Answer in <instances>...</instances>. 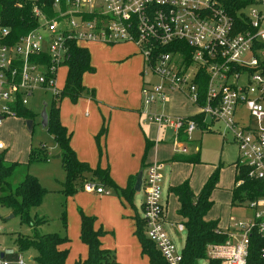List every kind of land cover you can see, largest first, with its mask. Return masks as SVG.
Listing matches in <instances>:
<instances>
[{
    "label": "built area",
    "instance_id": "2783aa9c",
    "mask_svg": "<svg viewBox=\"0 0 264 264\" xmlns=\"http://www.w3.org/2000/svg\"><path fill=\"white\" fill-rule=\"evenodd\" d=\"M254 5L264 7V0H254ZM245 10L249 30L236 32L220 0H53L49 16L34 7L36 27L16 41L10 43L7 29H0V122L15 116L10 105L17 98L27 107L35 90L51 96L59 92L55 75L66 59L68 43H132L142 58L140 76L149 78L139 91L144 119L170 131L176 144L180 132L188 139L195 131L220 124L223 136L229 134L236 146L234 162L245 166L247 178L264 181V48L253 49L256 41L264 44V15L251 7ZM204 73L205 94L199 105L195 81ZM172 93L194 107V114L203 115L202 127L188 116L153 111L151 107L162 105ZM238 109L247 113L245 123H239ZM177 152L185 154L186 149ZM162 168L156 161L145 167L141 220L164 263L180 264V251L162 226ZM83 189L108 193L90 182ZM245 203L251 215L222 232L227 237L223 244L208 247L207 255L219 264H246L250 235L264 237V197ZM17 264H23L20 257Z\"/></svg>",
    "mask_w": 264,
    "mask_h": 264
},
{
    "label": "trees",
    "instance_id": "16d2710c",
    "mask_svg": "<svg viewBox=\"0 0 264 264\" xmlns=\"http://www.w3.org/2000/svg\"><path fill=\"white\" fill-rule=\"evenodd\" d=\"M53 0H0V29H7L8 41L10 43L17 40L29 30L36 27L37 22L32 13L34 7L38 8L45 15L52 14ZM223 9L231 17L234 30L244 32L249 30L248 19L240 11L254 5V0H220ZM264 44L256 41L253 49H262ZM66 67L65 78L61 90L53 95L47 110V124L44 130L52 137L58 149V159L60 167L64 173V180L61 184L60 193L64 197L72 196L77 191L76 182H86L85 174L89 175V181L97 180L103 186L116 192L118 196L131 205V196L134 181L128 183L124 189L117 188L109 179L106 169H90L87 164L76 159L74 152L69 147V133L60 124L58 118V103L62 98H67L74 102L82 96L94 99L92 90H87L81 83L84 73L93 71L89 64V54L85 48L74 43L67 44L66 59L62 63ZM205 73L200 80L195 81L199 91V105L203 104L205 94ZM10 109L15 113V118L22 120H33L34 115L26 106L17 100L10 105ZM199 127L203 124V115L194 114L188 116ZM103 130V129H102ZM204 131H207L205 128ZM177 142L186 141L185 134L180 132L177 135ZM151 146L146 143L145 150ZM0 150V205L10 210L19 222L30 228V235L17 234L14 240L16 251L2 253L0 260L6 264H17L19 255L25 251L32 250L34 255L32 260L36 264H64L67 254L66 249L61 246L66 243L65 236L56 233L39 234L37 227L46 222L45 218L37 214H30L31 209L37 208L45 194V189L38 181L25 173L22 179L15 185L9 182L15 169L23 167L25 170L31 162L47 161L45 146L41 145L37 150L30 149L26 163L8 162L4 159ZM144 156V155H143ZM170 162H182L188 164H199L198 152L193 155H183L174 153ZM233 183L229 189V206H237L258 197H264V181L247 178L244 165L232 164ZM220 168L213 166L209 175L196 194L189 186L188 181L171 186L168 192L174 196L178 204L176 214L182 220L184 239L180 249V264H197L200 260H205L206 264H219L215 259L207 255L208 247L211 245L223 244L226 234L217 227V221H206L204 219L212 206L210 199L211 192L218 183ZM240 183L236 185L237 182ZM64 222V212H62ZM94 218L79 214L78 237L82 244L86 246L87 254L83 260H77L74 264H116L110 251L100 246L99 237L102 234L100 229L93 228ZM139 244L140 254L145 256L148 264H165L153 244L145 236V227L141 218L136 217L135 229L133 232ZM264 237L252 233L249 237L248 253L246 264H264Z\"/></svg>",
    "mask_w": 264,
    "mask_h": 264
},
{
    "label": "crops",
    "instance_id": "0c3cea01",
    "mask_svg": "<svg viewBox=\"0 0 264 264\" xmlns=\"http://www.w3.org/2000/svg\"><path fill=\"white\" fill-rule=\"evenodd\" d=\"M91 44L102 46V48H99V50L97 51H99L101 56L100 61L102 60V56L104 57V63L105 61H107V58L110 54L117 55V52H114L115 49H108L110 46L102 45L99 43ZM86 50L88 51V49ZM88 54L89 64L93 69V71L91 72L93 75L91 76L97 75L99 73L101 76L88 79L87 81L84 78L87 73H84L81 78V83L87 90L93 91L94 99L92 100L86 96H82L76 101L71 102L67 98H62L58 103V118L60 124L66 129V131L70 135L69 147L74 152L76 159L80 162L87 164L88 167L92 170L95 168H99L102 170L106 169L108 177L112 181V183L117 188L124 189L129 182L135 180L137 173L141 172L143 176L145 167L149 164L145 160V156H143L144 154L142 155V149L145 148L146 143H151V146H154L155 148L169 145L168 143H171V132H167L168 136H166L163 141H160V132L162 133L161 130L163 128L157 127L153 123H146V120L144 121V117L140 113L141 101L139 91L143 80H141L140 85L139 64L136 61L137 58H130V53L128 55L124 54L123 60H120L119 65L109 67L111 65V63H109L107 67L101 66L97 70L91 53L88 52ZM137 54L140 58L142 65V58L138 52ZM175 97L180 99L181 106L179 107L180 109H173L172 107L173 115L187 117L193 115L196 112L195 108L189 105L187 101H185V99L177 93H172V95L170 96L171 101H173ZM162 105L158 106L160 107ZM151 108L153 109V111L158 112L156 107ZM241 110L243 109H238L237 112ZM13 118L16 119L15 117H7L1 120L0 127H4L8 122L7 120H11ZM238 121L239 123H245L247 120L242 121L240 117H238ZM16 126L17 128H19L18 123H16ZM210 131H213V129L204 132ZM195 132L201 133V131ZM219 133L221 132L219 131ZM53 146H56L55 143ZM173 154L174 153L171 152L169 159L162 160L160 162L163 164V168L161 171L162 182L160 196V202L163 206L162 226L171 241H173L174 238H179L180 233L183 232V229L181 231H178L176 228L177 225L182 226V220L176 214V210L178 207L176 199L168 192V188L171 187V185H169L170 170L174 165L182 163L170 162V158ZM183 155H186V153ZM200 164L202 163L200 162L199 164L190 165ZM212 168L213 166H211V170ZM208 175L209 174H207V176ZM207 176L205 177V180ZM187 181L189 182V180ZM94 182H97V186L95 187L100 186L103 189H109L115 194V196L112 195V193L96 194L94 192H75L76 194L74 193L72 196L67 197L68 203L70 202L72 204L80 206L79 204H77L78 202L85 204L90 203V201L92 200V217L94 218L93 228L95 230L100 229L104 234L99 237L100 246L108 251L113 250L117 261H121L119 256H121L122 254L123 264H145L144 259L146 261L147 259L145 256L140 254L137 239L134 234L132 235V223L135 224L136 217L141 218V204L143 200V192L141 188L138 192L132 191L131 205H129V207L135 212L132 220V213L122 203L123 199H121L114 190L105 187L97 180L92 179V183ZM61 189L62 186L60 185L58 189L59 193ZM197 192L193 193L196 194ZM136 194H138V213L136 211L135 205L133 204V197ZM168 196H172L175 201V222L167 220L166 217L165 204ZM34 214H37V212L34 211ZM204 219L206 221H210L206 219V215ZM216 221L218 227V220ZM78 225L79 218L76 219L74 217L72 219V229L74 230V232L75 228L76 231L78 230ZM231 228V223L229 222L227 223L225 229H220L218 227L221 232H229ZM47 233L49 232H42L41 234ZM120 239L125 245V251H120ZM135 241L137 243H135ZM65 244L61 246L62 249H66L64 247ZM84 246L81 245L79 247L80 258L75 259V261L83 260L86 258L87 250L85 254ZM13 251L14 250L11 248L8 250V252ZM32 257L33 254H30V264H35V262L32 260ZM64 264H66L65 261Z\"/></svg>",
    "mask_w": 264,
    "mask_h": 264
},
{
    "label": "rangeland",
    "instance_id": "374dc122",
    "mask_svg": "<svg viewBox=\"0 0 264 264\" xmlns=\"http://www.w3.org/2000/svg\"><path fill=\"white\" fill-rule=\"evenodd\" d=\"M254 8L256 11L261 12L264 15V7L252 5L249 8ZM241 13L247 15V11H240ZM80 47H84L88 49V52L91 53L92 58L94 60L95 66L97 70L101 66H106L111 63L109 67H114L119 65L120 60H123L124 54L128 55L132 59H136L139 64V80L141 85V77L140 73L142 71V65L140 58L136 52V48L132 43H123L116 44L110 46L108 49H115L114 52H117V55L110 54L107 58V61H103L104 57L102 56V60L100 61V53L99 48L102 46L94 45L88 42L79 43ZM106 48V47H105ZM103 61V64H102ZM107 62V63H106ZM100 72V71H99ZM66 73V68L64 65H60L56 71L55 76V86L58 91L61 90L62 84L64 82ZM92 73H87L85 75V80L92 79L94 77L101 76L100 73L94 76ZM143 80H149V78L144 76ZM153 82H156L157 79L154 77L151 78ZM172 94L167 96L166 101L162 106H156L158 113L168 117H180L178 115L172 114L173 109H180V99L174 98L171 101ZM52 96L48 91H40L35 90L33 92L32 97L28 100L27 109L31 111L34 115L33 117V125L29 132L26 131L24 120L21 118L7 120V124L4 127H0V144L4 147L1 151L4 159L9 162H18V163H26L28 158V153L30 149L37 150L39 146H45V154L46 158H48V162L46 161H37L31 162L28 167L23 170V167L15 169L9 182L12 185L17 184L25 173H28L30 176L34 177L40 186L45 189V194L42 198L40 205L30 210V214H33L34 211L37 212L39 216H43L46 220L45 223L38 225L37 231L39 234L42 232L56 233L60 236H67L65 248L67 250L66 255V264H74L75 259L79 257V247L84 246L77 235V231L75 228V232L72 229V219L75 217L79 218V214H83L86 216L92 217V200L90 203H81L78 202L80 206L72 203H68V198L64 197L62 193H59V186L63 182V173L60 167V161L58 158H55L58 155V150L54 145L52 137L40 127L39 125V112L41 109L42 103L46 104V109L50 104ZM141 101V99H140ZM159 107V108H158ZM238 113V117L242 121L247 120V113L244 110H241ZM144 119V118H143ZM5 120V121H6ZM145 121V119H144ZM148 121H146L147 123ZM16 123H18L19 128H17ZM151 123V122H148ZM213 131L210 132H193L186 138V141L182 143H168L169 145L162 146L159 148H155L154 146H150L147 150L145 148L142 149V155L144 154L145 160L150 162H161L162 160L169 159L171 152L178 153L177 149L179 147H185L186 155H193L198 152V158L202 164L200 165H190L186 163H180L174 165L169 174V185L176 186L182 183L185 180H189L188 186L192 192H197L200 186L203 184L205 177L211 171V166H219V176H218V184L216 186L217 189L213 190L211 193L212 206L211 209L206 214V219L210 221L218 220V227L220 229H225L227 223H232L233 221L243 220L251 215L250 211L246 208V203H242L237 206H229V194L228 190L231 188L233 183V168L232 164L236 160L237 150L235 144L231 141V137L229 134H224L222 130V126L220 124L214 125L212 128ZM160 132V141H163L166 136H168L166 129L161 130ZM219 131L221 133H219ZM171 137V136H170ZM159 139V138H158ZM225 139V140H223ZM176 145V147H174ZM86 182H76L77 191L76 193H88L83 189L84 184L89 183L88 174H85ZM91 185L97 186V182L92 183ZM104 188L103 190H108L107 194H111L115 196V194L109 190ZM75 193V194H76ZM138 194L133 197V204L135 205L136 211L138 213ZM122 203L130 210L132 213V220L134 216V210L129 207V204L125 203L122 200ZM166 207V217L167 220L171 222H175L174 219V210L176 208L175 201L172 196L167 197V201L165 204ZM62 212H64V222L62 219ZM10 210L4 206L0 205V254L8 252L11 248L16 251L14 246V240L17 234L20 235H30V228L19 222V219L16 216H11ZM125 218V217H124ZM133 224V231L135 224ZM79 226V225H78ZM132 231V235H133ZM103 234V232H102ZM101 234V236H102ZM104 235V234H103ZM184 233H180L179 238H174L173 245L176 251H180L183 245ZM135 243H137L135 241ZM80 245V246H78ZM120 251H125V245L123 241L119 240ZM85 254H86V248ZM114 257V261L116 264H123L122 254L119 256V263L116 259V256L113 250L110 251ZM126 253V252H125ZM30 254L34 255L32 250L25 251L19 255L23 264H30L29 256ZM29 255V256H28ZM85 256V255H84ZM145 264L148 262L144 259ZM1 262V260H0ZM36 264V263H35ZM197 264H206L205 260L198 261Z\"/></svg>",
    "mask_w": 264,
    "mask_h": 264
},
{
    "label": "water",
    "instance_id": "95a60500",
    "mask_svg": "<svg viewBox=\"0 0 264 264\" xmlns=\"http://www.w3.org/2000/svg\"><path fill=\"white\" fill-rule=\"evenodd\" d=\"M39 125L42 129H44L46 127L47 124V110H46V104L42 103L41 105V109L39 112ZM24 125H25V129L27 132H29L31 130L32 127V120H25L24 121ZM55 158H58V155L55 156ZM141 177H142V173L139 172L137 173L135 180H134V184H133V191L138 192L140 189V183H141ZM12 215H10L11 217Z\"/></svg>",
    "mask_w": 264,
    "mask_h": 264
}]
</instances>
